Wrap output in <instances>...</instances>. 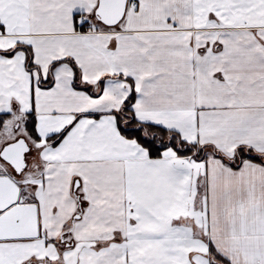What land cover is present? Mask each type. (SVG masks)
I'll list each match as a JSON object with an SVG mask.
<instances>
[{"label":"snow or ice","instance_id":"6c2138e0","mask_svg":"<svg viewBox=\"0 0 264 264\" xmlns=\"http://www.w3.org/2000/svg\"><path fill=\"white\" fill-rule=\"evenodd\" d=\"M0 264H264V0H0Z\"/></svg>","mask_w":264,"mask_h":264}]
</instances>
